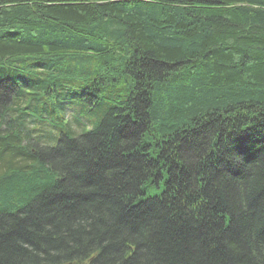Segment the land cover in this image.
<instances>
[{
	"label": "trees",
	"instance_id": "1",
	"mask_svg": "<svg viewBox=\"0 0 264 264\" xmlns=\"http://www.w3.org/2000/svg\"><path fill=\"white\" fill-rule=\"evenodd\" d=\"M0 264H264V0H0Z\"/></svg>",
	"mask_w": 264,
	"mask_h": 264
},
{
	"label": "rangeland",
	"instance_id": "2",
	"mask_svg": "<svg viewBox=\"0 0 264 264\" xmlns=\"http://www.w3.org/2000/svg\"><path fill=\"white\" fill-rule=\"evenodd\" d=\"M80 84H82V82L81 83L75 82V83H72L71 86L70 85L69 86H70V88L71 87H77V86H80ZM66 86H68V85H66ZM68 89H69V87L66 90H68ZM52 90H53V87H50L49 94H47V92H45L44 96H46V97L40 96V104L31 103L32 104L31 108L32 109L35 108L37 110L36 113H33V115L31 114V116L29 117V120H27L28 122L25 121V123H26L25 130L28 131V133L30 134L31 137L36 136L39 128H41V124H43V122L49 120V116L47 115V113H44V111L48 110V104H49L50 99H51V104H52V102H54V98L57 99V92H56V95L54 96V98L53 99L51 98ZM66 113H67L66 118L68 120H70L69 115L81 114V109L79 106H72V107L66 109ZM57 124H59L58 121L53 122V125H57ZM48 130H50V129H48ZM50 132H52V130Z\"/></svg>",
	"mask_w": 264,
	"mask_h": 264
}]
</instances>
